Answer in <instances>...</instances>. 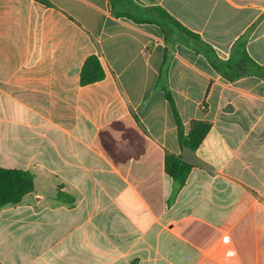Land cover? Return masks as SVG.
Masks as SVG:
<instances>
[{"label": "crops", "instance_id": "obj_1", "mask_svg": "<svg viewBox=\"0 0 264 264\" xmlns=\"http://www.w3.org/2000/svg\"><path fill=\"white\" fill-rule=\"evenodd\" d=\"M161 7L224 62L241 38L264 67V0H134ZM185 135L182 148L165 92ZM105 78L82 85L89 57ZM231 82L109 0H0V167L34 190L0 209V264H264V77ZM192 166L173 196L166 155ZM72 201L58 199L59 193Z\"/></svg>", "mask_w": 264, "mask_h": 264}, {"label": "trees", "instance_id": "obj_2", "mask_svg": "<svg viewBox=\"0 0 264 264\" xmlns=\"http://www.w3.org/2000/svg\"><path fill=\"white\" fill-rule=\"evenodd\" d=\"M115 15L134 21L137 24H155L164 36L168 47L174 49L176 44H184L194 49L195 52L206 55L213 68L222 74L228 81L235 82L247 75V69L252 67L255 73L264 77V67L256 64L248 56L245 44L246 39L241 38L237 41L234 50L241 54L239 61L224 62L218 58L215 51L201 38L187 30L183 25L176 21L169 13L161 7L142 8L134 0H109ZM172 50L166 49L164 62L161 68L158 88L165 92L166 99L170 103L174 118L178 126V139L182 148L192 151L197 150L209 133L211 125L209 123L195 121L192 123L190 134L185 135L182 128V121L176 109L174 100L168 89V71L171 63ZM105 78V71L95 56L89 57L81 70L82 85H90L102 81ZM165 169L173 179V196L175 197L184 187L192 166L182 158L167 154ZM34 190V176L28 171L5 169L0 167V209L17 205L22 202L25 196ZM58 199H72L66 194L59 193Z\"/></svg>", "mask_w": 264, "mask_h": 264}]
</instances>
